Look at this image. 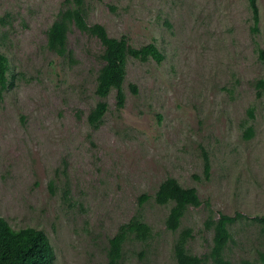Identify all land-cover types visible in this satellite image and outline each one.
I'll return each mask as SVG.
<instances>
[{"label": "rangeland", "instance_id": "1", "mask_svg": "<svg viewBox=\"0 0 264 264\" xmlns=\"http://www.w3.org/2000/svg\"><path fill=\"white\" fill-rule=\"evenodd\" d=\"M64 2L0 0V51L9 61L0 91V215L15 228L43 229L53 264H107V238L145 192L140 212L152 234L128 240L121 264H176L169 204L152 197L172 175L201 198L182 218L192 229L190 252H208L209 214L239 211L224 255L264 264V231L254 219L264 213V91L254 86L264 77V0H255L257 29L249 0H86L89 22L133 46L154 41L164 54L127 57L125 104L116 106L111 89L96 126L87 113L98 99L100 40L72 25L71 58L46 46ZM247 125L253 134L245 138Z\"/></svg>", "mask_w": 264, "mask_h": 264}, {"label": "trees", "instance_id": "2", "mask_svg": "<svg viewBox=\"0 0 264 264\" xmlns=\"http://www.w3.org/2000/svg\"><path fill=\"white\" fill-rule=\"evenodd\" d=\"M253 12V29H257L258 9L255 0H249ZM86 0H65L59 9L56 18L46 28V46L59 55L71 58V50L67 47V32L72 25L83 31L95 35L102 44L100 57L102 64L96 75L95 93L98 97L95 104L87 113L89 124L96 126L107 110L108 103L105 97L111 89L115 90V102L118 108L125 104L126 94L123 83L126 75V60L128 56L140 60L153 58L161 61L164 54L154 41L133 46L126 35L111 36L105 26L100 22L87 20ZM260 56L264 57V49L259 48ZM9 61L5 53L0 51V91L8 86ZM133 93L137 92V85L128 84ZM256 94L264 91V77L254 80ZM248 114L253 116L252 108ZM253 134L252 125H247L243 130L245 138ZM204 172L209 173L210 161L207 151L203 149ZM150 197L148 193H141L138 197V210L126 221L120 223L117 230L107 238L106 259L107 264H121L123 248L130 239L145 241L152 234L151 225L145 221L140 212L144 201ZM153 199L160 204H169L165 216V225L172 231H177L173 242V253L176 264H232L224 255L228 242L231 240L229 225L241 212L234 214L218 211L217 216L209 214L206 225L212 228V241L208 252L198 255L188 250L187 242L192 236L190 226H181L182 218L189 206H197L201 198L195 186L182 185L172 175L164 177L157 185ZM254 219L261 223L264 231V213L255 215ZM54 249L45 231L41 228L25 225L12 227L0 215V264H53Z\"/></svg>", "mask_w": 264, "mask_h": 264}]
</instances>
